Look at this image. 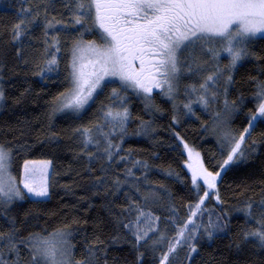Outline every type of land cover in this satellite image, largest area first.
Instances as JSON below:
<instances>
[{
    "label": "snow or ice",
    "instance_id": "6c2138e0",
    "mask_svg": "<svg viewBox=\"0 0 264 264\" xmlns=\"http://www.w3.org/2000/svg\"><path fill=\"white\" fill-rule=\"evenodd\" d=\"M21 7L17 21L11 26V39L16 58L42 81L55 78L63 90L49 102V119L57 113L83 121L101 96L99 122L80 123L72 129L80 144L81 154L93 171L94 161H104L100 175L94 177L93 188L112 195L124 193L125 205L118 213V231L113 242L129 238L138 264L144 251L156 255L155 264H178L180 253L188 264H195L194 254L204 240L213 241L229 227L230 212L243 215L247 225L242 229L245 241L264 250V200L254 207L251 198L226 208L221 190L226 178L235 175L239 166L256 153H264V132L257 139V129L264 126V79L255 81V91L247 100L243 95L233 99L229 88L234 74L245 67L253 55L252 45L264 42V0H28ZM62 4L65 11L57 9ZM35 41V43H34ZM63 64V76L61 65ZM3 65L0 63V108L8 101ZM185 84L180 104L181 83ZM29 91V89H25ZM155 92V95H154ZM156 96L172 105L171 130L176 140L172 151L183 158L187 171L183 176L166 170L184 185L186 214L179 216L170 203L166 218L170 230L160 226L161 217L149 206L159 199L156 190L140 197L139 184L148 183L133 168L147 170V161L135 159L131 149L122 146L129 135L152 137L155 119L161 108ZM143 104L149 119L134 116L132 98ZM18 102V101H17ZM198 110L210 114L211 124H201L202 135L216 138L218 158L206 162L196 146L189 144L176 127L181 116L199 120ZM237 114H246L239 130L232 127ZM133 121L139 130L129 132ZM154 139V137H153ZM49 142L59 141L56 133ZM19 151L17 145L0 142V216L7 231H0V264H107L99 253L103 243L99 236L85 247L83 259H77L76 232L78 223H62L49 231H31L20 235L13 205L27 201L42 205L51 200L55 175L51 159H27L20 166L19 176L13 174L12 161ZM186 154V157H185ZM158 156V154H157ZM131 164L124 168L123 178L113 165ZM123 166V165H121ZM51 170V172H50ZM264 183V181H262ZM163 188V185H161ZM171 198V193L165 190ZM216 201L215 208L212 201ZM239 247V245H237ZM29 259L23 262L21 251Z\"/></svg>",
    "mask_w": 264,
    "mask_h": 264
},
{
    "label": "trees",
    "instance_id": "16d2710c",
    "mask_svg": "<svg viewBox=\"0 0 264 264\" xmlns=\"http://www.w3.org/2000/svg\"><path fill=\"white\" fill-rule=\"evenodd\" d=\"M30 6L28 0H0V63L3 65L2 81L6 95L9 97L6 105L0 111V142L17 145L19 151L12 161L13 174L19 176L20 166L27 159H51L55 175L50 178L55 187L51 200L36 206L21 201L13 205L12 215L15 217L20 235L27 236L31 231H41L47 228L52 231L62 223H71L74 219L78 223H72L71 227L76 232L77 259L85 256V247L95 237L99 236L103 241L99 245L103 252L98 256L107 258V264H138L137 254L129 238L121 237L113 242L112 238L118 231L117 221L122 217L118 213L125 205L124 193L128 191L126 185L120 193L115 195L104 190L93 188L94 177L99 176L100 167L104 161H94L93 171H88L90 165L86 157L80 152V144L72 129L80 123L99 122V109L101 101L107 102L105 96L100 97L94 107L88 111L83 121L72 120L63 113H57L49 119V102L52 96L63 90L64 84L53 78L42 81L39 76L28 70L29 66L22 64L15 56L13 41L11 39V26L17 21V13L21 7ZM57 9L65 11L62 4L57 3ZM35 43V41H34ZM253 55L244 61L245 67L238 74H234V84L229 92L233 99L243 95L250 99L255 91V81L252 79H264V42L257 40L251 47ZM63 76V64L61 65ZM195 83V78L184 80L180 85V104L183 100L185 84ZM29 89V91H25ZM18 101V102H17ZM155 103L161 108L155 119V132L152 137L129 135L125 138L123 148L131 149L132 155L137 160L147 161L150 168L141 170L138 167L133 171L143 181V171H147L148 183L141 182L138 186L139 193L153 198L150 190L158 192L159 199L149 206L161 217L160 226L170 230L167 221L169 204L174 203L179 216L186 214V202L184 185L177 182L176 177H169L166 170L180 173L187 171L183 166V158L178 152L172 151V145L176 140L172 135L171 116L172 105L166 98L156 96ZM134 116L145 120L143 104L138 98L133 97L130 105ZM200 117L196 120L192 117L181 116L180 125L176 127L185 140L197 147L205 157L218 158L216 138L212 135H202V122L211 124L210 114L198 110ZM246 114H237L232 121V127L239 130ZM139 121H133L129 127L130 133L139 130ZM55 132L59 141L49 142V134ZM264 132V126L257 129V139ZM154 137V139H153ZM158 154V156H157ZM186 157V154H185ZM123 165V166H121ZM113 165V169L123 178L124 168L131 164ZM264 153H256L248 162L239 166L235 175L230 174L221 190L225 199L226 208H233L249 198L254 202V207L264 200ZM163 185V188H161ZM165 190L171 193V198L165 195ZM216 201H212L215 208ZM231 220L226 231L218 234L213 241L204 240L198 247V254H194L195 264H264V250L254 247V241H245L242 237V229L246 227L241 213L232 211L229 213ZM7 224L3 216H0V231H7ZM239 245V247H237ZM156 255L151 250L144 251L142 264H155ZM184 252L180 253L178 264H188L184 259ZM21 259L26 262L29 257L27 251H21ZM99 264H103V259Z\"/></svg>",
    "mask_w": 264,
    "mask_h": 264
},
{
    "label": "rangeland",
    "instance_id": "374dc122",
    "mask_svg": "<svg viewBox=\"0 0 264 264\" xmlns=\"http://www.w3.org/2000/svg\"><path fill=\"white\" fill-rule=\"evenodd\" d=\"M179 94H181V93H180V90H179ZM154 95H155V92H154ZM179 96H180V95H179ZM182 96H183V95H182ZM0 111H1V108H0ZM50 172H51V170H50Z\"/></svg>",
    "mask_w": 264,
    "mask_h": 264
}]
</instances>
